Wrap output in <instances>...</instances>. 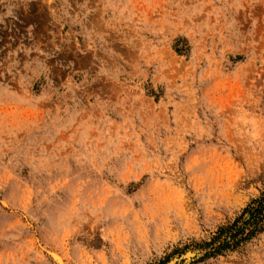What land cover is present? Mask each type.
Here are the masks:
<instances>
[{"label":"rangeland","instance_id":"obj_1","mask_svg":"<svg viewBox=\"0 0 264 264\" xmlns=\"http://www.w3.org/2000/svg\"><path fill=\"white\" fill-rule=\"evenodd\" d=\"M262 192L264 0H0V264H264Z\"/></svg>","mask_w":264,"mask_h":264},{"label":"trees","instance_id":"obj_2","mask_svg":"<svg viewBox=\"0 0 264 264\" xmlns=\"http://www.w3.org/2000/svg\"><path fill=\"white\" fill-rule=\"evenodd\" d=\"M244 214L248 215L247 219L242 218ZM239 219H242V222H241L242 226L236 227ZM262 223H264V192H262L259 197L253 199L246 206V208H244L241 216L238 217L232 223V225L228 227L218 228L217 235L213 240L219 237V235L221 236V234L225 233V231L229 232L228 234H226L228 235V238L227 236L226 237L224 236L222 241L218 244V246L212 245L213 252L217 253L218 250H220L221 248H228L230 246L232 247V246H235L238 242L248 239L258 229V226ZM233 228H234V231L231 232ZM246 229H248L246 235L242 236V234H244ZM230 242H232V245L229 244Z\"/></svg>","mask_w":264,"mask_h":264}]
</instances>
